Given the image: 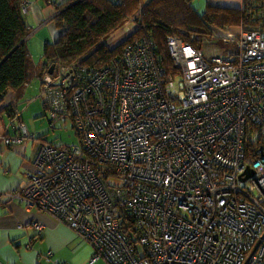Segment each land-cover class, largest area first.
<instances>
[{
	"label": "built area",
	"instance_id": "2783aa9c",
	"mask_svg": "<svg viewBox=\"0 0 264 264\" xmlns=\"http://www.w3.org/2000/svg\"><path fill=\"white\" fill-rule=\"evenodd\" d=\"M232 40L208 54L168 36L178 72L148 32L100 69L46 71L50 123L72 120L81 142L42 144L14 197L74 229L92 263L264 264V29ZM15 116L8 145L33 136Z\"/></svg>",
	"mask_w": 264,
	"mask_h": 264
},
{
	"label": "trees",
	"instance_id": "16d2710c",
	"mask_svg": "<svg viewBox=\"0 0 264 264\" xmlns=\"http://www.w3.org/2000/svg\"><path fill=\"white\" fill-rule=\"evenodd\" d=\"M23 3L24 0H0V104L9 91L21 92L32 76H42L52 65L98 69L110 65L120 60L127 44L144 32L153 37L162 64L173 72L168 36L199 47L204 37L220 38V34H214L216 30L222 33L236 25L264 29V0H243L242 6L232 9L208 3L204 14L197 11L193 0H69L55 17L62 29L59 37L46 43L44 60L35 65L25 42L30 28ZM132 18L135 27L114 47H108L110 36L125 28ZM226 36L230 34L226 32ZM176 76L179 78L178 73ZM80 142L81 136L77 143ZM131 220L125 213V227L133 225Z\"/></svg>",
	"mask_w": 264,
	"mask_h": 264
},
{
	"label": "crops",
	"instance_id": "0c3cea01",
	"mask_svg": "<svg viewBox=\"0 0 264 264\" xmlns=\"http://www.w3.org/2000/svg\"><path fill=\"white\" fill-rule=\"evenodd\" d=\"M68 1L24 0V16L30 28L25 42L33 64L43 62L46 43H53L59 37L60 29L55 15ZM129 33L130 29L118 38L116 43L111 41V45L115 46ZM35 77L40 79V82L31 81ZM39 77L32 76L19 93L9 91L0 104V192L9 193L3 195L0 200V262L104 264L102 261L91 262L92 247L74 229L57 220L52 214L37 207L29 208L24 201L14 197V192L37 172L35 158L41 145L51 142L45 136L37 135L38 132L31 131V119L39 117L40 113L46 114L38 101L41 98L43 106L47 107ZM14 112L15 115L21 116L33 136L21 144L8 145L3 137L19 132ZM51 127L54 128L52 125ZM50 251L53 254H50Z\"/></svg>",
	"mask_w": 264,
	"mask_h": 264
},
{
	"label": "rangeland",
	"instance_id": "374dc122",
	"mask_svg": "<svg viewBox=\"0 0 264 264\" xmlns=\"http://www.w3.org/2000/svg\"><path fill=\"white\" fill-rule=\"evenodd\" d=\"M242 2L243 0H193L194 7L201 14H204L206 12L208 3L221 6V7H230L228 9H232V8H238L239 6H242ZM132 23L133 22L128 21L125 28H122L121 32L111 35L108 41V47L110 48L114 47L111 45L112 42L116 43L118 38L122 37L126 33V31H128V29L131 30L133 27H135V23L133 24ZM58 27L56 26V31L58 30ZM237 27H239V25H236L233 27H227L228 29L224 30L225 32H222V33L220 30H216L214 34H218V35L220 34L219 36H221L218 39H212L211 37H208L209 39L208 40L206 37H204L202 41V48L208 54L214 51H219V50L228 51V50L236 49L235 48L236 43L233 42L232 38L235 35V33L238 30H240V27L239 28ZM59 29L61 32L62 29L60 27ZM226 32H228L230 36H226ZM224 34H225V37H224ZM113 37L114 38L116 37V38L112 40ZM31 81L38 83L40 82V79L35 77ZM41 81H42V78H41ZM42 85H43V89L45 92V84L43 83V81H42ZM38 101L41 107L46 111V114L44 115V113H40L41 115H39V117H33V119H31L30 123L33 124L31 131L38 132L37 135L45 136L46 139L51 141L50 143L53 142V144L55 145L77 143L79 141V136L74 128L73 121L72 120H67V121L58 120L55 123L54 128H52L51 123H50V119H51L50 110L47 109V107L43 106V102L41 98H39ZM130 233L132 235H135V232L133 230H131Z\"/></svg>",
	"mask_w": 264,
	"mask_h": 264
},
{
	"label": "water",
	"instance_id": "95a60500",
	"mask_svg": "<svg viewBox=\"0 0 264 264\" xmlns=\"http://www.w3.org/2000/svg\"><path fill=\"white\" fill-rule=\"evenodd\" d=\"M54 67H55V65H52V66L50 67V69H49V72H50V73L53 72ZM253 173H254V170L251 169L250 167H248V168H247V171H246V175H247L246 177L252 175ZM246 177H243V179H245Z\"/></svg>",
	"mask_w": 264,
	"mask_h": 264
},
{
	"label": "clouds",
	"instance_id": "9594fccd",
	"mask_svg": "<svg viewBox=\"0 0 264 264\" xmlns=\"http://www.w3.org/2000/svg\"><path fill=\"white\" fill-rule=\"evenodd\" d=\"M60 12H61V11H60ZM60 12H58V15L60 14ZM58 15H55V17H57ZM46 71L49 72V69H47ZM46 71H45V72H46ZM45 72H44V73H45ZM44 73H43V74H44ZM43 74H42V75H43ZM40 77H41V76H40Z\"/></svg>",
	"mask_w": 264,
	"mask_h": 264
}]
</instances>
